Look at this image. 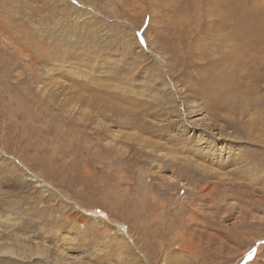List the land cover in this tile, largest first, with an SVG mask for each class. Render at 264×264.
<instances>
[{
  "label": "rangeland",
  "instance_id": "374dc122",
  "mask_svg": "<svg viewBox=\"0 0 264 264\" xmlns=\"http://www.w3.org/2000/svg\"><path fill=\"white\" fill-rule=\"evenodd\" d=\"M0 264H264V0H0Z\"/></svg>",
  "mask_w": 264,
  "mask_h": 264
},
{
  "label": "bare ground",
  "instance_id": "6f19581e",
  "mask_svg": "<svg viewBox=\"0 0 264 264\" xmlns=\"http://www.w3.org/2000/svg\"><path fill=\"white\" fill-rule=\"evenodd\" d=\"M202 64V63H201ZM206 64V63H205ZM203 66V65H202ZM203 69V68H202ZM217 78H218V76H217ZM212 82H214V86H216V87H219V82L217 83V81H215V79L212 81ZM253 84V83H252ZM157 87V86H156ZM227 89V88H226ZM137 90V89H136ZM226 91H229L228 89L226 90ZM226 91H222V90H220V91H212V93L211 94H208V93H205L206 94V96L207 95H216V97H217V99H222V101H223V99H224V96H225V92ZM223 97V98H222ZM156 99V98H155ZM216 102H217V100H216ZM221 102V101H220ZM228 106V105H227ZM216 108V107H215ZM147 116V115H146ZM205 169V168H204ZM9 220V219H8ZM11 220V219H10Z\"/></svg>",
  "mask_w": 264,
  "mask_h": 264
},
{
  "label": "snow or ice",
  "instance_id": "6c2138e0",
  "mask_svg": "<svg viewBox=\"0 0 264 264\" xmlns=\"http://www.w3.org/2000/svg\"><path fill=\"white\" fill-rule=\"evenodd\" d=\"M101 215H103V213H101ZM249 256L251 257L252 256V253H249Z\"/></svg>",
  "mask_w": 264,
  "mask_h": 264
}]
</instances>
